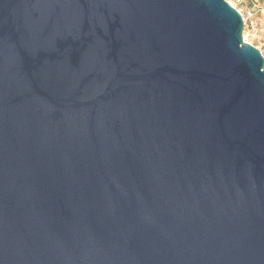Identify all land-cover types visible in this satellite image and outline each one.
Here are the masks:
<instances>
[{
    "label": "water",
    "instance_id": "95a60500",
    "mask_svg": "<svg viewBox=\"0 0 264 264\" xmlns=\"http://www.w3.org/2000/svg\"><path fill=\"white\" fill-rule=\"evenodd\" d=\"M228 0H0V264H264V55Z\"/></svg>",
    "mask_w": 264,
    "mask_h": 264
},
{
    "label": "rangeland",
    "instance_id": "374dc122",
    "mask_svg": "<svg viewBox=\"0 0 264 264\" xmlns=\"http://www.w3.org/2000/svg\"><path fill=\"white\" fill-rule=\"evenodd\" d=\"M244 15L246 39L264 55V0H228Z\"/></svg>",
    "mask_w": 264,
    "mask_h": 264
},
{
    "label": "built area",
    "instance_id": "2783aa9c",
    "mask_svg": "<svg viewBox=\"0 0 264 264\" xmlns=\"http://www.w3.org/2000/svg\"><path fill=\"white\" fill-rule=\"evenodd\" d=\"M244 38H245V40H246V41H248V40L246 39V37H245V36H244ZM248 42H249V41H248Z\"/></svg>",
    "mask_w": 264,
    "mask_h": 264
}]
</instances>
